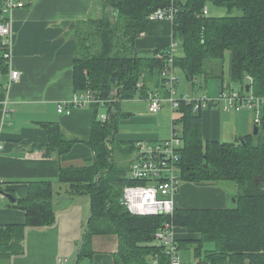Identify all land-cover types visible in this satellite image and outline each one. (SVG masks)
<instances>
[{
  "label": "trees",
  "instance_id": "16d2710c",
  "mask_svg": "<svg viewBox=\"0 0 264 264\" xmlns=\"http://www.w3.org/2000/svg\"><path fill=\"white\" fill-rule=\"evenodd\" d=\"M103 2L107 10L101 17L79 19L76 28L77 91L91 90L100 101L97 103L104 102L109 108L117 109L121 100L147 94L149 87L141 82L156 70L170 93V85L163 76L169 47L161 59L156 55L162 51L149 55L137 50L135 41L147 30L150 13L172 3L177 8L174 37L184 52L182 57L176 54L174 68L203 84L204 79L223 75L229 53L232 80L240 84L238 91L247 92L246 85L250 84L255 95L264 96V0ZM208 2L226 7L228 14H206ZM234 9L241 13L234 14ZM230 89L233 88L222 85L220 93ZM118 109L117 114L109 112L107 120L97 121L93 134L85 140L95 152L94 162L61 169L60 182L67 184L71 193L87 194L90 198L91 214L73 264L90 263L95 252L93 236L97 234L117 238L115 264H149L157 255L165 259V248L156 233L166 222L196 234V238L176 241L178 249L193 246L198 261L264 264V128L260 135L261 130L256 135H245V143L204 140L200 132L203 110H194V102L181 101L178 110L182 115L180 120H174V130H179L183 142L179 167L182 181L232 180L239 188L235 206L176 208L173 215H139L131 213L122 202L124 187L135 181L130 179V162H116L114 151L116 146L127 149L130 157L135 142L121 143L115 139ZM177 122H181L183 131L176 126ZM255 126L260 129V125L255 123ZM49 133L46 148L59 146L60 153L70 151L74 143L81 141L65 137L57 125ZM16 204L26 211V221L0 224V259L24 252L28 228L50 226L56 221L51 182H32L28 196L18 199Z\"/></svg>",
  "mask_w": 264,
  "mask_h": 264
},
{
  "label": "crops",
  "instance_id": "0c3cea01",
  "mask_svg": "<svg viewBox=\"0 0 264 264\" xmlns=\"http://www.w3.org/2000/svg\"><path fill=\"white\" fill-rule=\"evenodd\" d=\"M23 1L25 5L12 13L13 34H0V190L12 193L17 199L16 202H11L0 192V224L25 223L26 211L16 203L18 199L28 196L30 184L35 181L53 184L55 211L56 206L60 205L61 211L72 212V201L76 200L72 196L76 194L71 193L69 187L60 182L61 169L86 166L94 162L95 152L85 140L93 134L96 122L102 121L103 116L109 112L117 114L116 110L119 108V128L115 139L121 143L139 140L157 142L170 138L175 126L174 120H180L182 115L179 107H173L167 101L160 111L150 110L149 92L157 93L164 101L169 94L166 93V98L161 96L159 89L168 86L157 70L141 82L149 87L147 94L141 93L134 98L121 100L117 109L97 102L70 107L75 95L83 94L77 91L74 67L78 20L101 17L107 8L103 0ZM173 39L176 38L171 20L150 21L147 30L136 39L135 46L137 50L150 53L149 55H153L156 50L162 51L156 55L162 59L163 51ZM7 50L12 52L9 60L3 57ZM178 56H184L182 48H179ZM229 64L232 74L231 54ZM12 69L21 71L22 77L19 81L10 83ZM180 71L184 74L186 90H179L177 98L187 93L195 97L197 88L206 85L188 79L181 69ZM204 95L205 92L202 97ZM60 104L65 105L66 109L71 108V112H59ZM102 106L108 107V110L101 113L99 108ZM223 112L235 115L234 111L230 112L221 105L203 109L200 132L204 140L223 143L239 140L237 135L240 130L236 118L225 117ZM256 118L255 114L254 120ZM180 123L177 122L176 126L182 129ZM56 125L65 137L81 140L74 143L66 153H60L59 146L46 148L50 142L49 130ZM262 127L264 125H260L259 130ZM124 156L131 165L132 158L129 159L126 154ZM122 160L124 164L127 163ZM238 191V185L229 187L222 181H183L176 195L177 208H227L233 195L236 203ZM4 198L8 201L5 202ZM57 213L58 211L56 217ZM31 229L34 228H28L27 231ZM174 234L177 241L196 238V234L189 233L181 226H174ZM110 236V247L104 250L94 249L90 263L115 264L117 238ZM190 246L186 248L194 252L193 246ZM61 258L62 256H57L53 264H59ZM195 258L197 261L200 259L196 255Z\"/></svg>",
  "mask_w": 264,
  "mask_h": 264
},
{
  "label": "built area",
  "instance_id": "2783aa9c",
  "mask_svg": "<svg viewBox=\"0 0 264 264\" xmlns=\"http://www.w3.org/2000/svg\"><path fill=\"white\" fill-rule=\"evenodd\" d=\"M24 5L23 0H0V34L9 36L13 34L12 13L16 8L23 7ZM176 14L177 8L172 3L168 7L159 8L151 12L149 19L151 21L167 19L173 22ZM179 46V43L173 39L167 50L168 63L165 66V71H163V76L166 77L170 85V93L165 101L157 93H149L148 98L151 111H160L166 101L171 103L173 107H179L181 101L194 102V110L196 111L214 105L219 106V103L224 101V109L226 110L240 111L245 107L253 110L257 115L255 123L257 125H264V96L230 89L222 91L218 98H210L206 95L202 98L187 95L177 98L175 86L178 78L173 61ZM11 56V50H7L3 55L6 60H9ZM21 77V71L12 69L10 72V83L19 81ZM93 102L100 101L91 90H87L83 94L75 95L72 106L70 107L86 106ZM58 110L61 113L71 112V108L66 109L63 104L59 105ZM107 119L108 114L103 116V120ZM178 132L179 130L176 132L173 129L172 136L160 142H151L149 140L135 142L130 174V179L135 181V183L126 185L122 196V202L131 213L139 215L174 214L177 208L176 195L183 182L178 172L182 159L180 150L183 143ZM156 237L164 246L166 257L162 259L157 255L151 259L149 264H211L205 261L187 263L179 259L178 246L172 222H166L156 233ZM66 262H68V258H61L59 260V264H65Z\"/></svg>",
  "mask_w": 264,
  "mask_h": 264
},
{
  "label": "rangeland",
  "instance_id": "374dc122",
  "mask_svg": "<svg viewBox=\"0 0 264 264\" xmlns=\"http://www.w3.org/2000/svg\"><path fill=\"white\" fill-rule=\"evenodd\" d=\"M206 7L208 8V12L205 13L209 15L223 16L225 14H228L227 8L222 5L208 2ZM233 13L240 14L241 11L234 9ZM229 59L230 54L227 53L223 75L211 76L207 80H203V84L206 86L203 88H197L195 98L202 97L203 92H205L206 95H208L210 98H218L223 84L227 89L233 88L237 91L240 89V84L232 80V76L229 70ZM176 73L178 79L180 76V80L179 82L177 81L176 85V92L178 93L179 90H186V88L184 87L186 82L184 80V74L180 70L176 69ZM229 85H231V87H229ZM252 90L249 92V94L253 93ZM159 92L161 96L165 97L167 95L166 93H168V88H165L163 86L161 89H159ZM185 95L193 97V95L189 93ZM219 105L224 107L225 102L221 101ZM107 110L108 107L102 106L101 108H99V111L101 113H103L104 111L106 112ZM229 111H234L233 113H235V115L229 112H223V116L236 118L239 130L241 132H238L237 138H239L240 135L245 136L249 133H254L255 123L253 121H255V113L253 110L245 107L240 112L235 110ZM261 133L262 129L259 132V135ZM235 138L236 137H234L233 140H235ZM115 148L116 150L114 151V159L116 160V162L124 164L122 160H125L124 154L129 155V152L127 151V149H120V147L118 146H116ZM130 158H132L131 155L129 159ZM126 162L128 163L129 161L125 160V163ZM222 183L229 187H234V184L237 186V184L232 180H223ZM64 185L68 186L67 184ZM72 197L73 199H76L72 201V212L61 211L60 205H57L56 212L58 211V213L55 223L44 228H34L28 230L24 243V252L21 254L13 255L9 259H0V264H53L57 256L68 258V262H66L65 264H73L76 258V252L83 239L82 233L84 234L87 229V223L91 213L89 197L87 195L76 194ZM233 198L234 195L230 199L229 207L235 206ZM3 200L5 202L8 201L7 198H4ZM110 235L99 234L93 236V249L104 250L106 248H109L112 241V236ZM178 256L181 261L191 263H195L197 261L192 249L180 248L178 249Z\"/></svg>",
  "mask_w": 264,
  "mask_h": 264
},
{
  "label": "water",
  "instance_id": "95a60500",
  "mask_svg": "<svg viewBox=\"0 0 264 264\" xmlns=\"http://www.w3.org/2000/svg\"><path fill=\"white\" fill-rule=\"evenodd\" d=\"M113 13H114L115 16L117 15V11H114ZM246 89H247V91L249 92L250 89H251V85H250V84H247V85H246ZM258 132H259V128H258V126H255L254 133H255V134H258ZM239 140H240L241 143H245V137H244L243 135H240V136H239ZM0 192H1L4 196H6L11 202H16L17 199H16V197H15L12 193L7 192V191H5V190H0Z\"/></svg>",
  "mask_w": 264,
  "mask_h": 264
},
{
  "label": "bare ground",
  "instance_id": "6f19581e",
  "mask_svg": "<svg viewBox=\"0 0 264 264\" xmlns=\"http://www.w3.org/2000/svg\"><path fill=\"white\" fill-rule=\"evenodd\" d=\"M170 45V44H169ZM169 47V46H168ZM160 142V141H159ZM182 147V145H181ZM133 157H134V153H133ZM132 161H133V158H132ZM179 164V163H178ZM132 166V165H131ZM178 172H179V175H180V171H179V168H178ZM130 174H131V170H130Z\"/></svg>",
  "mask_w": 264,
  "mask_h": 264
}]
</instances>
